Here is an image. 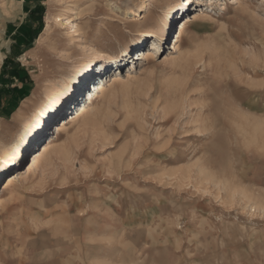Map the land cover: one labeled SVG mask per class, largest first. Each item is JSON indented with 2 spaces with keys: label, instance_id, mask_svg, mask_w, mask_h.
<instances>
[{
  "label": "rangeland",
  "instance_id": "374dc122",
  "mask_svg": "<svg viewBox=\"0 0 264 264\" xmlns=\"http://www.w3.org/2000/svg\"><path fill=\"white\" fill-rule=\"evenodd\" d=\"M0 44V182L53 139L0 264H264V0H0Z\"/></svg>",
  "mask_w": 264,
  "mask_h": 264
},
{
  "label": "bare ground",
  "instance_id": "6f19581e",
  "mask_svg": "<svg viewBox=\"0 0 264 264\" xmlns=\"http://www.w3.org/2000/svg\"><path fill=\"white\" fill-rule=\"evenodd\" d=\"M186 1V0H185ZM190 23L192 22L191 18L189 16H186V18L179 23V25L183 24V23ZM186 24L183 26V28L181 29L180 33L185 29L184 27H186ZM160 25L157 27V31L153 32V35L151 36V39L154 38L155 36L159 35V32L161 31V28H159ZM1 45V44H0ZM153 45V49H148V50H144V49H140L139 51V57H138V61H142L144 64L149 62V60L153 57L154 51L159 50V46L156 44V41H154ZM107 56H109V54L107 52H98L97 54H95L91 60L90 63L94 64V62L97 61L98 58H106ZM137 62V61H136ZM138 63V62H137ZM134 71V69H133ZM119 80V78H117V76L115 75H110L109 78L106 77V82H104L103 84H95V88L93 91H90V100H93L97 94L102 93L106 90V87L110 84H114L115 82H117ZM89 100V101H90ZM86 107L85 106H81L80 109H78L73 115L68 116L67 119H69L71 117V120L67 121V119L61 120L59 122V124L57 125V132H60L62 130H64V127L70 123H72L73 121H75V119H77L78 117H80L82 114L85 113ZM62 122L61 126L60 123ZM43 127L39 128L42 129ZM56 133H53V135H55ZM53 139H49L48 141H45L44 144H42V147L39 149V151L34 152L28 159V163L27 165L24 167L23 170H20L18 168L14 169L13 172L10 173V175H8L7 177L4 178V180H2V182H0V204L2 202V199L4 197V195L8 194V192L11 191L12 187L15 185V183L17 182V180L22 176L25 175L29 172H31L36 164H37V160L39 158H41L43 156V154L48 150V147L51 145ZM20 158H23L24 155H20ZM33 157V158H32ZM32 158V160H31Z\"/></svg>",
  "mask_w": 264,
  "mask_h": 264
}]
</instances>
